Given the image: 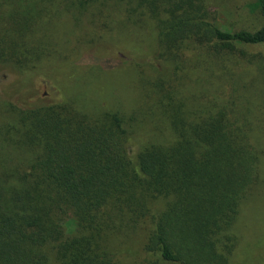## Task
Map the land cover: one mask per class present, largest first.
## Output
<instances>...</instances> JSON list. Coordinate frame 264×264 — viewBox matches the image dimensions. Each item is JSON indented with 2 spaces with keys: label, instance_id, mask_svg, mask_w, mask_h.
Segmentation results:
<instances>
[{
  "label": "trees",
  "instance_id": "16d2710c",
  "mask_svg": "<svg viewBox=\"0 0 264 264\" xmlns=\"http://www.w3.org/2000/svg\"><path fill=\"white\" fill-rule=\"evenodd\" d=\"M212 15L207 0H0V75L20 99L0 100V264H127L133 241L149 264H231L264 123L231 121L227 66L255 55L237 46L264 45V25ZM143 27L152 60L111 61L118 30ZM190 41L226 71L186 64ZM57 76L71 86L32 103Z\"/></svg>",
  "mask_w": 264,
  "mask_h": 264
},
{
  "label": "rangeland",
  "instance_id": "374dc122",
  "mask_svg": "<svg viewBox=\"0 0 264 264\" xmlns=\"http://www.w3.org/2000/svg\"><path fill=\"white\" fill-rule=\"evenodd\" d=\"M207 4L213 12L214 21L223 29L253 31L264 25V16L259 7V0H207ZM58 25L61 28H66L67 31H73L74 29L72 23L64 24L60 22ZM146 28H136L137 31L132 34L128 33L129 36H126V33H123L124 31L118 30L120 36L118 35L119 38L117 39L119 40L115 45L123 54L116 51L113 58H107H111L113 62L127 60L133 62L151 61L154 50L153 37L151 29ZM184 46L186 47V54L182 58L186 60V64H189V66L199 62L202 64V70L203 67L206 70L207 67H212L220 73L226 71L217 65L222 64L214 63L219 61H213L211 55L200 50L194 42H187ZM240 48H247L253 51L255 55L250 56L248 60L237 58L227 66L230 74L233 75L231 82L233 80L236 82L237 92L235 96L240 98L237 99V106L234 112L230 113V118L236 124L241 123L243 117L244 119L250 117L254 123L255 121L264 123V45H250L249 47L238 45L237 50ZM92 51H95V49H92ZM253 56H256L257 59H254ZM190 75L195 77V73H190ZM11 83L12 78L0 75V98H2L0 100L8 99L15 102L20 100L14 97L12 91L14 89L10 87ZM71 84L65 76H57L47 79L45 82H39L27 96H31L32 103L37 102L43 100L49 94L50 86L52 88L50 93L55 92L61 95L62 91H65L64 88L71 86ZM4 111L5 108H0V125L4 121ZM252 141L260 147L259 151H261L263 157L262 167L264 171L263 131H255L252 134ZM262 179H264V175H262ZM255 189L257 196L254 197L253 202H245L240 217L232 230L236 240L231 255V264H264V181ZM142 245L141 242L133 241L122 251V257L127 264H149V260L155 259L152 256L149 257L141 249Z\"/></svg>",
  "mask_w": 264,
  "mask_h": 264
}]
</instances>
